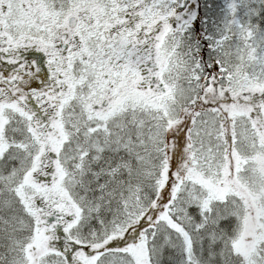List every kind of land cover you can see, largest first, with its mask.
Segmentation results:
<instances>
[{"label":"snow or ice","instance_id":"obj_1","mask_svg":"<svg viewBox=\"0 0 264 264\" xmlns=\"http://www.w3.org/2000/svg\"><path fill=\"white\" fill-rule=\"evenodd\" d=\"M0 264H264V0H0Z\"/></svg>","mask_w":264,"mask_h":264}]
</instances>
